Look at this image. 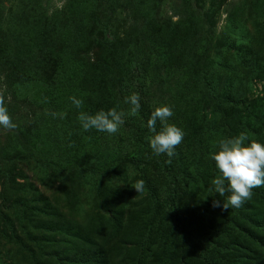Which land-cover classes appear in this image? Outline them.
I'll list each match as a JSON object with an SVG mask.
<instances>
[{
  "label": "trees",
  "instance_id": "1",
  "mask_svg": "<svg viewBox=\"0 0 264 264\" xmlns=\"http://www.w3.org/2000/svg\"><path fill=\"white\" fill-rule=\"evenodd\" d=\"M5 2L0 0V28L3 20L7 23L11 20L9 31L0 37V69L17 95L26 97L29 93L30 99L43 110L37 118L39 127L35 129L41 143L35 138L30 161L39 169L55 173L64 182L85 177L110 182L117 177L120 164L131 166L137 172V181H144L145 194L138 202H148L151 207L150 219L136 243L140 249L136 264H264V186L253 189L252 196L240 208L229 206L227 212H222L213 206V201L227 202L231 195L227 182L225 193L220 196L213 185L218 176L215 164L196 167L201 162L195 154L196 146L209 157L217 149L216 145L211 147L210 140L203 142L195 134L194 121L199 114L195 110L200 106V93L207 94L224 116L226 102L233 109L241 107L245 113L242 131L249 134L250 140L264 128V110L256 111L253 103L247 101L221 99L214 91V84L207 80L212 59L220 51L217 45L203 47L204 40L215 34L212 12L203 9L202 39L194 34L186 39L191 45H185L183 54L187 60L186 71L181 67L186 81L181 88L177 86L178 97L171 99L192 111L180 114L173 111L172 122L167 123L183 125L185 131L189 127V142L184 150L178 145L176 155L167 163L166 155L152 153L147 139L151 133L146 125L152 111L169 101H158L152 95L153 90L166 82L179 84L177 69L171 61L166 66V79L155 61L149 76L151 58L142 52L146 45H135L136 48L131 49L113 31L110 16L89 18V10H84L75 0L70 1L68 13L55 12L50 17L36 0L17 1L13 9L11 4V12L6 15ZM151 36L148 32L144 37L147 42L155 43L153 49L166 62L172 57L170 47L163 48L156 36ZM57 44L69 59L66 63L62 60L54 63L58 71H62L63 79L59 78L52 85L41 75L45 64L30 62L37 51L42 52L44 48L50 51ZM91 44L95 45V60L87 61L83 54ZM174 86L169 88L173 95ZM133 93L141 98L136 116L128 114L129 108L127 111L122 108L124 104L130 107L125 98ZM73 96L83 100L80 109L72 104L70 97ZM113 108L124 113V123L116 134L81 129L77 118L80 112L95 115ZM156 127L159 131V121ZM259 143L264 144V141ZM13 149L16 155L25 153L18 144ZM11 171L0 157V177L10 180ZM111 216L120 227V211L112 212ZM55 228L65 235L71 232L64 225ZM7 237L3 234V238ZM92 249L78 250L76 258L72 257V250L65 257L59 253L55 261L57 264H112L107 245L95 243ZM0 264L12 263L0 259Z\"/></svg>",
  "mask_w": 264,
  "mask_h": 264
},
{
  "label": "rangeland",
  "instance_id": "2",
  "mask_svg": "<svg viewBox=\"0 0 264 264\" xmlns=\"http://www.w3.org/2000/svg\"><path fill=\"white\" fill-rule=\"evenodd\" d=\"M17 1L6 0V15L11 12V4L13 9ZM36 1L44 14L50 17L55 12L68 13L71 0ZM75 1L82 4L84 10H89V18L110 16L113 31L131 49L136 48L135 45H146L142 52L151 58L149 76L155 62H158L160 73L166 79V66L171 61L170 64L177 69L179 84L177 81L166 82L163 87L155 88L152 95L158 101L169 100L163 106H169L176 114L192 111H187L182 103L175 104L171 97H178L177 86L181 88L186 81L184 66H187V60L183 54L185 45L191 46L186 39L190 34L202 39L203 9L210 10L215 34L213 38L204 40L203 47L217 45L220 51L212 59L207 80L214 84V91L221 99L247 101L253 103L256 111L264 110V0ZM9 21L3 20L0 37L9 31ZM148 32H151V37L156 36L163 48L170 47L172 57L166 62L153 49L155 43L145 39ZM54 46L50 51L46 48L42 52L37 51L30 62L45 64L40 72L52 85L59 78L63 79L62 71H58L54 63L61 60L66 63L69 59L60 44ZM83 56L87 61L95 60V45L91 44ZM172 86L174 95L169 92ZM199 89L205 91L202 87ZM198 101L200 106L194 109L199 113L194 121L198 140L205 142L208 139L214 147L220 139L236 136L242 131L245 113L241 107L233 109L226 102L223 105L224 116L207 94L200 93ZM0 102L15 124L14 129L0 127V157L12 170L10 180L0 177V259L12 264H57L55 256L59 253L65 257L72 250V257L76 258L78 250L88 251L94 248L95 243H102L110 250L112 264H136L140 254L136 243L151 216L149 203L138 202L145 191L137 193L132 188L137 182V172L122 163L117 168V177L110 182L90 177L62 181L55 173L39 169L30 161L35 138H38L35 129L40 121L37 118L43 110L30 99L29 93L26 97L17 95L1 69ZM122 108L125 111L130 109L126 104ZM168 122H172L171 118ZM178 127L184 132L180 144L184 150L189 142L190 128L185 131L183 125ZM254 140L264 141V128L257 132ZM16 144L22 146L24 154H14ZM195 154L201 161L196 167L200 164L213 166L214 162L198 146ZM157 182L158 185L162 183L159 179ZM116 211L122 214L120 227L111 218L112 212ZM57 225L71 229L70 234L57 231ZM3 234L10 239L3 238Z\"/></svg>",
  "mask_w": 264,
  "mask_h": 264
},
{
  "label": "clouds",
  "instance_id": "3",
  "mask_svg": "<svg viewBox=\"0 0 264 264\" xmlns=\"http://www.w3.org/2000/svg\"><path fill=\"white\" fill-rule=\"evenodd\" d=\"M140 99L135 93L125 98V103L130 105L129 115H137L141 108ZM70 100L76 109H80L83 105V100L75 96L70 97ZM59 115L61 118L64 116L63 113ZM123 116V112L113 108L107 112L101 110L95 115L80 112L77 118L84 132L95 129L97 132L113 135L123 125ZM172 116L173 111L169 106L157 107L152 111L146 125L148 132L151 133L147 139L152 153L155 156L166 155L169 158L167 163H171V158L176 155V147L184 138L181 128L167 123ZM158 121L161 125L159 131L156 127ZM0 127L15 128L2 102H0ZM210 159L218 172L217 178L213 180L215 191L223 196L227 182V191L231 193L227 202L213 201V206L220 208L222 212H227L229 206L240 208L252 196L253 189L264 186V144L250 140L246 131L230 138L220 139L217 142V150L210 154ZM132 188L137 193L142 192L144 181L138 180Z\"/></svg>",
  "mask_w": 264,
  "mask_h": 264
}]
</instances>
